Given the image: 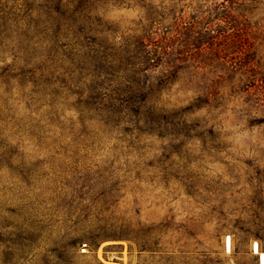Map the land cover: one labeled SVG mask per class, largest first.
I'll return each mask as SVG.
<instances>
[{
    "label": "rangeland",
    "instance_id": "374dc122",
    "mask_svg": "<svg viewBox=\"0 0 264 264\" xmlns=\"http://www.w3.org/2000/svg\"><path fill=\"white\" fill-rule=\"evenodd\" d=\"M0 18V264H255L264 0H0ZM119 62L142 109L114 112Z\"/></svg>",
    "mask_w": 264,
    "mask_h": 264
},
{
    "label": "trees",
    "instance_id": "16d2710c",
    "mask_svg": "<svg viewBox=\"0 0 264 264\" xmlns=\"http://www.w3.org/2000/svg\"><path fill=\"white\" fill-rule=\"evenodd\" d=\"M71 18V17H70ZM3 19L0 18V22H2ZM39 23V21H38ZM3 24L0 23V43L1 42H5L7 40H9V37L5 36V31H2L1 29H3ZM23 34V33H22ZM4 35V36H3ZM3 36V37H2ZM22 36V35H21ZM24 36V35H23ZM159 48H161L160 52H159V55H161L160 57L161 58H165V57H168L170 55V52L169 51V46L167 45V43L163 44L162 46H160ZM26 51V54L29 52V48L27 47V50L25 49ZM156 52V51H154ZM120 66H122V62H119L118 64V67L116 68L117 71L116 73L119 74L118 76V79L117 80H123L125 81V85L126 87L124 89H121V92H122V95L125 96V100H123L124 103H126V107L123 108L122 106H120L119 102L120 100L115 98L114 100L116 102H118L119 105H117V109L114 111L115 113H121L122 111L124 110H129L131 109V107L134 105V103H138V95L141 94V92L145 91L147 87L142 86L140 85L141 82H135L133 81V79H131L127 74L128 72L130 71L129 69H124L123 67L121 68ZM129 66H131V64H129ZM11 70V68H10ZM18 76H20L22 79H21V86H24L25 85V82H27V84L29 83V81L27 79L24 78V75L23 74H19ZM16 78V75H13L9 70L7 71H4L3 72V75H0V81L5 84V85H9V83L14 79ZM112 78L115 80V78L112 76ZM32 83L35 85L36 82L31 80ZM149 89V87H148ZM131 94H133L131 96ZM149 96H145V98L143 99V101H140L138 104L139 106L141 107V109L143 108V102H144V107H145V104L147 103V101H149ZM139 110L138 109L136 111V113L139 114ZM141 116H143V112H141ZM78 244V242H77Z\"/></svg>",
    "mask_w": 264,
    "mask_h": 264
},
{
    "label": "built area",
    "instance_id": "2783aa9c",
    "mask_svg": "<svg viewBox=\"0 0 264 264\" xmlns=\"http://www.w3.org/2000/svg\"><path fill=\"white\" fill-rule=\"evenodd\" d=\"M230 238V247L227 246V240H225L226 252L230 254L234 248V242L231 237ZM227 238V239H228ZM249 253L253 257V261L255 264H264V242L260 239L252 240L249 243Z\"/></svg>",
    "mask_w": 264,
    "mask_h": 264
},
{
    "label": "bare ground",
    "instance_id": "6f19581e",
    "mask_svg": "<svg viewBox=\"0 0 264 264\" xmlns=\"http://www.w3.org/2000/svg\"><path fill=\"white\" fill-rule=\"evenodd\" d=\"M227 246L230 247V238L227 239ZM226 249L225 241H224V250ZM231 253V251H230Z\"/></svg>",
    "mask_w": 264,
    "mask_h": 264
}]
</instances>
